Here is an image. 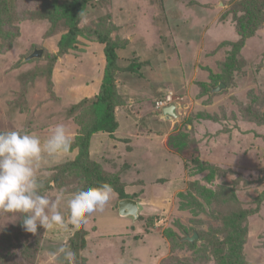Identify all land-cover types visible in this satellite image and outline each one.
<instances>
[{"label": "rangeland", "instance_id": "1", "mask_svg": "<svg viewBox=\"0 0 264 264\" xmlns=\"http://www.w3.org/2000/svg\"><path fill=\"white\" fill-rule=\"evenodd\" d=\"M108 34L121 44L118 127L90 151L111 158L128 195L113 188L77 230L67 201L88 189V163L74 160L96 120ZM57 125L70 150L34 167L42 195L62 194L67 228L32 234L0 210V264H68L61 247L75 264H264V0H0V132L43 145ZM124 199L137 217L120 214Z\"/></svg>", "mask_w": 264, "mask_h": 264}, {"label": "clouds", "instance_id": "2", "mask_svg": "<svg viewBox=\"0 0 264 264\" xmlns=\"http://www.w3.org/2000/svg\"><path fill=\"white\" fill-rule=\"evenodd\" d=\"M74 138L63 125H57L42 145L41 139L17 130L0 132V210L23 214V228L36 234L38 226L46 230L67 228L60 212L62 194L50 200L41 194L43 182L35 174L37 165L46 153L54 157L67 153ZM108 183L75 192L67 201L70 223L77 230L86 227L94 212L103 211L111 198ZM68 264H75V253L61 247Z\"/></svg>", "mask_w": 264, "mask_h": 264}, {"label": "trees", "instance_id": "3", "mask_svg": "<svg viewBox=\"0 0 264 264\" xmlns=\"http://www.w3.org/2000/svg\"><path fill=\"white\" fill-rule=\"evenodd\" d=\"M79 8V7H78ZM77 8V10H78ZM76 10V11H77ZM64 12L66 14V17L71 22L72 30L70 31V38L71 41H73L74 34L78 30L76 27V21H75V12L72 8L65 7ZM46 17V16H45ZM51 19V18H50ZM68 37V36H67ZM66 36H62L60 40V46L64 44ZM98 42L104 44L103 48V67L101 79L99 81V90L100 93L96 95V100H92V108L96 115V120L92 124L91 128L87 131L86 135L83 136V141L78 144V155L75 158L74 162L78 161V164L81 165V167H85V165L88 163V167H85L82 171L83 180L85 183V187H99L100 185L104 183H108L111 185V188L118 187L120 191L121 196L127 197V193L125 192V184L121 182V180L116 177L117 175L112 173V170H107L105 163L111 160V158L107 160L102 159L101 155L97 152L93 154L91 149V141L94 135L99 133H109L112 134L116 131L118 127V120L115 116V111L113 106L114 97L116 96L117 87L115 84V72H118L120 70L119 65V54L118 50L121 48L120 39L113 38L111 35H99L98 36ZM71 47V46H70ZM102 62V61H101ZM102 65V64H100ZM133 65L129 67L130 69H133ZM119 90V89H118ZM18 102L14 103L17 104ZM90 107V108H91ZM146 128V127H145ZM149 133H142V139L144 140V145L140 147V154H143L145 142H146V135ZM143 151L141 152V150ZM76 166V165H75ZM93 166V167H92ZM80 167V166H79ZM91 167L95 168L96 173L95 175L90 174L93 172L91 171ZM74 168V165L72 166ZM110 169V168H109ZM191 245V244H190ZM30 253H26V257H29ZM21 258L24 259L23 256Z\"/></svg>", "mask_w": 264, "mask_h": 264}, {"label": "water", "instance_id": "4", "mask_svg": "<svg viewBox=\"0 0 264 264\" xmlns=\"http://www.w3.org/2000/svg\"><path fill=\"white\" fill-rule=\"evenodd\" d=\"M42 53V49H35V51L30 54L26 59H31L37 56H40ZM224 87V84H220L219 86H217L215 89H213V91H221V89ZM165 114H172L174 116H177L176 112H175V105H170L168 107H166L164 109ZM140 208V204L133 199H124L120 202L119 205V210H120V214L127 216V217H137L138 216V210ZM198 238L197 233H193V236H187L185 239L193 242L194 240H196Z\"/></svg>", "mask_w": 264, "mask_h": 264}, {"label": "crops", "instance_id": "5", "mask_svg": "<svg viewBox=\"0 0 264 264\" xmlns=\"http://www.w3.org/2000/svg\"><path fill=\"white\" fill-rule=\"evenodd\" d=\"M101 139H104V141L108 140V138L105 136L104 133H99V134H96L93 136L92 141H91L92 142V145H91L92 149L94 148V146H97V144L95 145L96 141L99 142V141H101ZM133 169L134 168L131 169L132 172H134Z\"/></svg>", "mask_w": 264, "mask_h": 264}]
</instances>
